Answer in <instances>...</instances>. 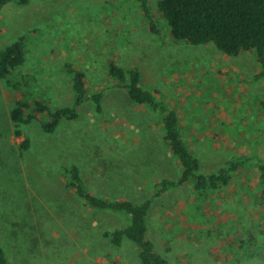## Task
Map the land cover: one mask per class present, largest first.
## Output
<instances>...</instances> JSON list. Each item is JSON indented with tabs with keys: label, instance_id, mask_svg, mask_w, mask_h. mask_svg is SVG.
<instances>
[{
	"label": "rangeland",
	"instance_id": "1",
	"mask_svg": "<svg viewBox=\"0 0 264 264\" xmlns=\"http://www.w3.org/2000/svg\"><path fill=\"white\" fill-rule=\"evenodd\" d=\"M149 1L160 34L133 0H28L0 14V48L26 36L24 71L34 74L33 92L52 110L73 105L67 61L86 72L91 91L104 94L102 112L89 101L78 120L62 121L54 133L43 130L51 120L43 115L17 137L14 94L0 79V241L9 264H139L133 243L117 248L103 236L125 225V216L85 207L67 187L64 169L71 165L96 194L152 201L148 235L168 264H223L216 245L242 229L264 245L257 159L207 198L194 181L155 195L154 183L181 177L164 142L163 114L132 101L107 62L141 71L145 87L177 112L206 174L243 155L264 157V78L255 52L231 57L213 44L175 41L159 0ZM25 138L30 147L23 151ZM180 202L206 212L201 228L194 220L188 225ZM244 264H264V253Z\"/></svg>",
	"mask_w": 264,
	"mask_h": 264
},
{
	"label": "trees",
	"instance_id": "2",
	"mask_svg": "<svg viewBox=\"0 0 264 264\" xmlns=\"http://www.w3.org/2000/svg\"><path fill=\"white\" fill-rule=\"evenodd\" d=\"M133 1L138 3L153 33L160 34L152 18L150 1ZM13 2L26 5L28 0H0V14ZM158 8L175 41L193 46L213 44L219 51L231 57L240 56L244 52H255L263 68L258 77L264 78V0H159ZM26 39V36L21 37L19 41L0 48V79L7 83L14 94L11 119L17 137H24V126L40 121L43 115L51 118L50 122L43 123V130L46 133H54L62 121L78 120V109L89 101L95 103L97 112L103 111V92L91 91L86 72L72 61L65 62L66 73L72 79V106L54 111L43 96H35L34 74L24 71L30 54ZM106 70L117 82V86L127 91L132 101L163 114L164 141L179 163L181 177L178 181L164 179L154 183L156 196L194 181V191L200 197L207 198L212 192L228 186L236 174L244 171L249 162L257 159L259 202L264 209V157L243 155L213 173H204L200 160L191 151L185 139L177 112L159 100V92L150 91L145 87L141 71L137 67L124 68L113 60L107 62ZM20 147L23 151L28 150L29 138H25ZM64 175L67 187L74 191L85 207L125 216V225L103 233L111 245L120 248L126 242H131L137 248L139 264H168L148 235L151 200L133 202L96 194L88 186L81 168L77 165L67 166ZM186 204L178 203L179 211L187 210L188 216L183 217L187 219L188 225L191 226V220H194L197 221L196 229L201 228V225L205 224L206 212L201 214V209L196 203L189 209ZM242 230L237 231L236 236L229 234L225 241L216 245V257L223 264H244L245 261L264 253V245L255 233ZM0 264H9L1 241Z\"/></svg>",
	"mask_w": 264,
	"mask_h": 264
},
{
	"label": "crops",
	"instance_id": "3",
	"mask_svg": "<svg viewBox=\"0 0 264 264\" xmlns=\"http://www.w3.org/2000/svg\"><path fill=\"white\" fill-rule=\"evenodd\" d=\"M165 142V141H164ZM167 145V144H166ZM168 146V145H167Z\"/></svg>",
	"mask_w": 264,
	"mask_h": 264
}]
</instances>
